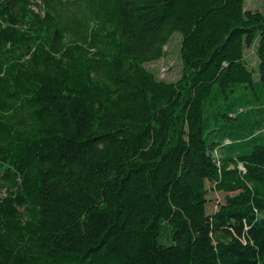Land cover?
<instances>
[{
    "label": "trees",
    "instance_id": "obj_1",
    "mask_svg": "<svg viewBox=\"0 0 264 264\" xmlns=\"http://www.w3.org/2000/svg\"><path fill=\"white\" fill-rule=\"evenodd\" d=\"M263 93L245 0H0V264H264Z\"/></svg>",
    "mask_w": 264,
    "mask_h": 264
},
{
    "label": "rangeland",
    "instance_id": "obj_2",
    "mask_svg": "<svg viewBox=\"0 0 264 264\" xmlns=\"http://www.w3.org/2000/svg\"><path fill=\"white\" fill-rule=\"evenodd\" d=\"M245 3L247 7L259 8L261 10H264V0H245ZM180 38H181V34L177 31L174 32L166 45V53L161 58L148 62L146 64L147 67L153 70L159 78H163L165 80H174L180 74V70H181V60H180V55H179ZM251 60H252L251 61V64H252L253 59L251 58ZM252 124L254 125L255 123L252 122ZM256 131H257L256 134L258 136L262 134L264 130L261 129V131H258V130ZM240 135L244 136V134H240ZM238 143L241 149L247 147L244 141L238 142ZM210 189H211V196H212L211 206H214V202H216L217 200H222L223 195L222 193L213 190V188H210ZM232 232L235 233L234 231ZM239 239L243 243L246 242V237H245L243 230L239 234Z\"/></svg>",
    "mask_w": 264,
    "mask_h": 264
}]
</instances>
